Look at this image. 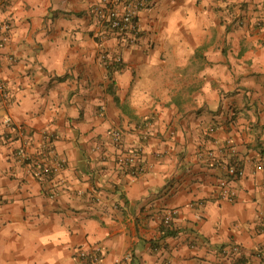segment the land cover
Instances as JSON below:
<instances>
[{"label":"crops","instance_id":"1","mask_svg":"<svg viewBox=\"0 0 264 264\" xmlns=\"http://www.w3.org/2000/svg\"><path fill=\"white\" fill-rule=\"evenodd\" d=\"M101 2L0 0V264H264V0H151L131 46L101 38Z\"/></svg>","mask_w":264,"mask_h":264},{"label":"built area","instance_id":"2","mask_svg":"<svg viewBox=\"0 0 264 264\" xmlns=\"http://www.w3.org/2000/svg\"><path fill=\"white\" fill-rule=\"evenodd\" d=\"M151 5V0H102L100 5L95 8V14L98 18L101 27H107V30L103 31L101 34V38L106 41L112 37H118L127 46L135 45L139 39L140 34V23L139 16L145 10L148 9ZM11 26L7 21L0 22V52H2L10 42L11 38ZM102 60L110 63L109 54H103ZM118 62H121V58L118 57ZM0 96L7 97L6 85L4 81L0 78ZM12 119L7 118L5 123L11 124ZM216 132V128H210L209 133L213 135ZM112 141L116 145H120L122 142L123 134L119 130H114L111 134ZM2 138L0 136V143ZM215 152L208 153L209 158L212 162L219 166L221 163L219 162ZM202 155V154H200ZM16 156L18 160L23 163L27 161V147L22 146L16 152ZM200 157H203L200 156ZM118 163L121 167L126 169H133L136 160L135 157H121L118 160ZM64 168V163L62 161H56L54 164H50L49 162H45V164H41L37 168V176L38 177H49L55 176L62 172ZM225 168L226 175L219 181V186L221 189L220 196L224 200L232 201L235 197V192L232 189V182L234 180H238L243 178L244 170L243 168L236 162L228 164ZM140 173L135 171L132 172V176H137ZM58 196L56 192H51L49 197L51 199H55ZM98 201V199L96 198ZM176 211H170L165 214L162 218L164 224L169 225L172 223L174 217L176 216ZM101 248H97L94 251H84L77 250V258L84 264H102V255ZM126 261L128 258L125 259Z\"/></svg>","mask_w":264,"mask_h":264},{"label":"trees","instance_id":"3","mask_svg":"<svg viewBox=\"0 0 264 264\" xmlns=\"http://www.w3.org/2000/svg\"><path fill=\"white\" fill-rule=\"evenodd\" d=\"M172 223L169 225L164 224V221L161 220V225H160V230L163 234V237H168V236H174L176 232L172 229Z\"/></svg>","mask_w":264,"mask_h":264}]
</instances>
